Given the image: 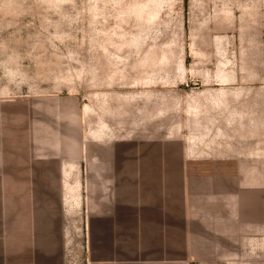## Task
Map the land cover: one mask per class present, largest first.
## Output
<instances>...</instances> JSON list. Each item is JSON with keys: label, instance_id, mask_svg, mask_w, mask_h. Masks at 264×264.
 <instances>
[{"label": "crops", "instance_id": "1", "mask_svg": "<svg viewBox=\"0 0 264 264\" xmlns=\"http://www.w3.org/2000/svg\"><path fill=\"white\" fill-rule=\"evenodd\" d=\"M161 95L105 90L80 103L0 87V264L264 255V120L209 102L193 115L192 102L163 107Z\"/></svg>", "mask_w": 264, "mask_h": 264}, {"label": "rangeland", "instance_id": "2", "mask_svg": "<svg viewBox=\"0 0 264 264\" xmlns=\"http://www.w3.org/2000/svg\"><path fill=\"white\" fill-rule=\"evenodd\" d=\"M0 74L18 93L88 103L96 91L157 89L163 107L188 100L197 115L221 103L234 107L226 117L255 119L244 106L264 120V0H0Z\"/></svg>", "mask_w": 264, "mask_h": 264}]
</instances>
